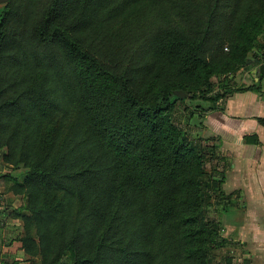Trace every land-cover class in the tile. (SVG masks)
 <instances>
[{
  "label": "trees",
  "instance_id": "1",
  "mask_svg": "<svg viewBox=\"0 0 264 264\" xmlns=\"http://www.w3.org/2000/svg\"><path fill=\"white\" fill-rule=\"evenodd\" d=\"M255 66L257 81L231 82ZM263 80L264 0L0 3V177L24 196L27 259L233 264L215 261L227 239L208 218L232 201L206 167L217 145L193 143L175 108L222 110Z\"/></svg>",
  "mask_w": 264,
  "mask_h": 264
},
{
  "label": "crops",
  "instance_id": "2",
  "mask_svg": "<svg viewBox=\"0 0 264 264\" xmlns=\"http://www.w3.org/2000/svg\"><path fill=\"white\" fill-rule=\"evenodd\" d=\"M253 81L259 68H250ZM251 83H246L245 86ZM259 90L233 92L224 109L210 111L209 120L224 130V187L232 193L224 207L222 237L224 251L233 256V264H264V80ZM254 134L256 142H247ZM0 159V174L10 172ZM0 177V264H32L18 240L21 221L10 214L15 194L4 187ZM228 200V201H230ZM224 234V235H223Z\"/></svg>",
  "mask_w": 264,
  "mask_h": 264
},
{
  "label": "rangeland",
  "instance_id": "3",
  "mask_svg": "<svg viewBox=\"0 0 264 264\" xmlns=\"http://www.w3.org/2000/svg\"><path fill=\"white\" fill-rule=\"evenodd\" d=\"M230 76L231 82H235L238 85L252 83V75H250L249 69H238L237 72L230 74ZM222 78L223 76L220 75L215 76V83H219V80ZM197 102L207 104V102L198 99L194 100V102H190L188 100L187 103L184 102L183 104L178 105L175 108V121L182 128L183 132L186 133L187 137L197 146L207 145L209 148L213 144L217 145L216 150L209 157L206 167L210 171L213 170L212 174L214 177L223 178L224 182V130H221L218 126H216V123L214 124L213 121L209 120L210 114L208 113H210L211 110H207L208 108H206L207 111H202L200 107H195ZM220 105H222V109H224V103ZM2 185H4V187H8L10 183H5L4 181ZM221 186L222 191L224 192V184L222 183ZM23 202L24 196L15 195V200L13 203L16 206L13 208L16 209ZM223 207V204L211 203L208 208V218L219 220L222 224V222H224V216L223 214L220 215V210H222ZM9 211L10 214H12V208H10ZM223 255L224 247L217 249L215 261L222 258Z\"/></svg>",
  "mask_w": 264,
  "mask_h": 264
},
{
  "label": "water",
  "instance_id": "4",
  "mask_svg": "<svg viewBox=\"0 0 264 264\" xmlns=\"http://www.w3.org/2000/svg\"><path fill=\"white\" fill-rule=\"evenodd\" d=\"M5 1H7V0H0V3H3V2H5ZM174 93H175L178 97H185V96L188 95L187 93H185V92L182 91V90H175Z\"/></svg>",
  "mask_w": 264,
  "mask_h": 264
}]
</instances>
